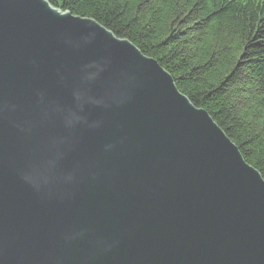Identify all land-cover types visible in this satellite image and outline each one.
I'll return each mask as SVG.
<instances>
[{
    "label": "water",
    "instance_id": "water-1",
    "mask_svg": "<svg viewBox=\"0 0 264 264\" xmlns=\"http://www.w3.org/2000/svg\"><path fill=\"white\" fill-rule=\"evenodd\" d=\"M0 264H264V179L130 42L0 0Z\"/></svg>",
    "mask_w": 264,
    "mask_h": 264
},
{
    "label": "trees",
    "instance_id": "trees-1",
    "mask_svg": "<svg viewBox=\"0 0 264 264\" xmlns=\"http://www.w3.org/2000/svg\"><path fill=\"white\" fill-rule=\"evenodd\" d=\"M155 60L264 179V0H45Z\"/></svg>",
    "mask_w": 264,
    "mask_h": 264
},
{
    "label": "bare ground",
    "instance_id": "bare-ground-1",
    "mask_svg": "<svg viewBox=\"0 0 264 264\" xmlns=\"http://www.w3.org/2000/svg\"><path fill=\"white\" fill-rule=\"evenodd\" d=\"M163 69V68H162ZM164 70V69H163ZM171 77V76H170ZM173 80V79H172ZM174 82V81H173ZM175 85V84H174ZM199 109V108H198ZM202 110V109H201ZM213 121V120H212ZM257 171V170H256ZM258 172V171H257ZM259 173V172H258ZM260 175V174H259Z\"/></svg>",
    "mask_w": 264,
    "mask_h": 264
}]
</instances>
